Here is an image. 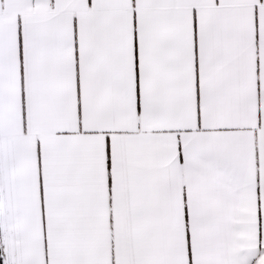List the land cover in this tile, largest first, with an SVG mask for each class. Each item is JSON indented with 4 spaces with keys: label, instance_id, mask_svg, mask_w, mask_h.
Masks as SVG:
<instances>
[{
    "label": "snow or ice",
    "instance_id": "snow-or-ice-1",
    "mask_svg": "<svg viewBox=\"0 0 264 264\" xmlns=\"http://www.w3.org/2000/svg\"><path fill=\"white\" fill-rule=\"evenodd\" d=\"M2 264H264V0H0Z\"/></svg>",
    "mask_w": 264,
    "mask_h": 264
},
{
    "label": "rangeland",
    "instance_id": "rangeland-1",
    "mask_svg": "<svg viewBox=\"0 0 264 264\" xmlns=\"http://www.w3.org/2000/svg\"><path fill=\"white\" fill-rule=\"evenodd\" d=\"M0 264H2V262H0Z\"/></svg>",
    "mask_w": 264,
    "mask_h": 264
}]
</instances>
